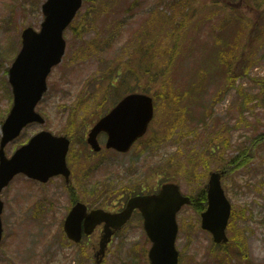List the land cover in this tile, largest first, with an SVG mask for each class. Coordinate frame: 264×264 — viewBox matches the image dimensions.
Here are the masks:
<instances>
[{"label":"rangeland","instance_id":"obj_1","mask_svg":"<svg viewBox=\"0 0 264 264\" xmlns=\"http://www.w3.org/2000/svg\"><path fill=\"white\" fill-rule=\"evenodd\" d=\"M42 1L0 0V123L11 105V93L5 81L6 69L19 50L23 26L39 28ZM107 1L88 0L87 4L83 3L73 21L76 32L71 27L64 31L65 55L50 73L48 93L38 106L45 116V123L29 124L14 141L8 143L7 154L41 128L60 133L72 124L70 134H76L82 140L84 129L113 105V89L107 90L103 82L106 78H102L105 76L104 68L116 60L123 62L130 55L131 43L149 18V11L157 9L163 12L173 3L171 0H115L118 7L107 6L103 11ZM257 1H239L241 5L232 3L241 7V13L249 12L251 30L243 35L245 39L254 23L258 24L254 36L264 31V3L256 6ZM212 2L225 5L224 0H194L192 3L190 10L196 16L198 31H188L185 44L176 57L177 69L170 73L168 79L178 91L190 80L188 74L193 77L192 73L200 65V57L205 55V50L211 49L212 37L218 31L204 21L208 11L203 6ZM88 4L95 7H90V11L100 12L97 18L92 12L84 18ZM250 5L257 11L255 14L250 13ZM226 10L235 13L230 7ZM118 12H122L121 16ZM176 25L171 21L166 29H155L154 34L159 37L156 42L176 36ZM259 36L260 40H250L256 50V62L249 72L251 78L264 80V36ZM87 44H91L90 49ZM105 45L107 47L103 50ZM214 53L203 62L206 69L214 67ZM121 62L120 65L124 63ZM217 77L215 75L213 80L210 77L201 81L194 79L195 97L190 103L186 97L175 107L161 94L155 95L160 85L150 82L149 75H135L124 80L117 88L121 94L127 90H138L155 98L156 111L149 126L150 133L161 132L162 126L164 129L172 126L173 131L186 135L178 138V134L173 132L170 136H163L160 146L154 150L133 148L127 154H113L108 150L94 154L92 160L86 159L84 163L76 159L84 156L85 148L82 150V146L76 143L74 153L70 154L72 166L77 167V172L71 177L72 186L82 200L90 203L89 206L115 209L120 206L116 202L118 197L123 193L125 198L130 187H156L161 179L157 175V163L174 159L170 164L171 174L192 168L194 179L189 170L187 178L183 176L176 181L183 193L195 196L207 178L206 174L202 179L206 168L232 165L230 158L244 148V152H251L249 161L238 165L222 181L233 206L227 230L228 242L223 247L214 244L209 232L200 228L199 213L185 205L177 215L179 232L176 247L180 252L179 264H216L218 256L235 245L232 227L241 231L242 237L238 240L245 243L247 259L252 264H264V138L260 137L264 134V98L261 97L259 103L250 102L247 105L251 109L240 112L242 96L236 94V89L256 96L259 86L247 78H236L234 86L230 87L228 80L215 79ZM91 161L95 162L94 168L85 170ZM1 197L5 203L2 213L5 229L0 245V264H94L92 249L97 246L100 232L76 245L69 242L62 232V222L71 205L62 179L53 177L46 183H40L18 174L2 191ZM144 235L141 219L135 216L109 242L106 255L99 264H148L144 250L149 247V241Z\"/></svg>","mask_w":264,"mask_h":264},{"label":"water","instance_id":"obj_2","mask_svg":"<svg viewBox=\"0 0 264 264\" xmlns=\"http://www.w3.org/2000/svg\"><path fill=\"white\" fill-rule=\"evenodd\" d=\"M80 4L81 0H47L43 7L46 17L40 31L37 32L31 27L23 30L21 50L8 70L14 105L1 126L0 188L20 170L39 178H46L55 172H68L64 168V154L68 142L63 136L55 137L48 132H40L28 145L17 149L9 159L4 158L2 147L17 135L27 121L43 120L39 114L33 112V107L45 89L44 80L49 69L61 60L65 50L62 31L74 17ZM152 114V98L139 93L130 94L102 119L96 130L103 129L109 133V146L127 149L133 139L145 132ZM219 177L218 172L210 176L207 183L208 208L201 215L202 227L210 229L217 241L225 239L224 230L231 207L223 194ZM184 202H188V197L181 196L178 186L173 183L163 184L157 195L140 196L130 201L129 204L134 203L143 210L147 228L153 232L155 244L152 252L156 254L152 264H176L174 238L177 229L174 217ZM1 208L0 201V211ZM83 216H89L86 221L92 226L101 220L108 221L113 218V215L105 214L101 210L86 215L84 206L76 204L65 221L68 233L72 235L78 232L77 226Z\"/></svg>","mask_w":264,"mask_h":264},{"label":"trees","instance_id":"obj_3","mask_svg":"<svg viewBox=\"0 0 264 264\" xmlns=\"http://www.w3.org/2000/svg\"><path fill=\"white\" fill-rule=\"evenodd\" d=\"M173 3L170 5L169 9L165 8V11H160L154 9L149 11V18L146 20L144 25L136 32L130 48V56L127 60V63L123 65V68H119L116 65L113 69L117 74L116 67L119 68V74L124 78L125 75L132 78L135 75H149L150 82H158L159 87L155 95L161 94L168 101L170 100L172 106H179L184 98H188V103L191 102V98L195 97L196 94V85L194 79H206L210 77L213 80V77L217 75L215 79L228 80L230 87L234 86L235 78H247L249 77L252 82H256L259 86V92L261 94L251 95L249 93H243L242 90L236 89V94L241 95L243 100L239 107L240 112L245 111V106L247 103L252 101H257L264 98V80H257L250 77L249 69L255 65V48L251 43V35H247V39L243 38V35L249 28L248 21L249 17L244 16L241 12L234 6H231V10H226L229 6L219 5L217 2H213L209 8L207 18L204 21L206 23H211L212 28H217L218 31L214 33L212 37V46L213 51L209 52L210 49L205 50V55L200 57V65L196 70L189 75V81H187L184 87L178 91L177 87H174V84H170L169 77L170 73L176 71V61L178 53L181 51L182 47L185 44V38H187V33L189 30L198 31L197 25L198 22L195 20L196 16L193 11L190 10L193 0H171ZM257 1V0H255ZM114 3V2H113ZM112 3V4H113ZM259 3L262 4L263 0H259ZM114 6L118 7L119 3L116 2ZM217 11H221L220 14H216ZM121 16L122 12H118ZM216 15V16H215ZM168 21H174L177 23L176 31L177 35L172 36L166 41L156 42L159 37L154 34L155 29L159 28L160 30L166 29V24ZM255 25V24H254ZM250 32V31H249ZM155 36V38H154ZM192 40V36L190 38ZM258 40L259 37H257ZM254 40V39H253ZM91 47V44L89 45ZM215 52V53H214ZM214 53L213 63L214 67L211 69H206L203 65V62ZM248 79V78H247ZM240 122V119H238ZM166 130L170 131L169 134H178L179 131H172V126ZM186 135L184 132L178 134V138ZM191 135V133H190ZM260 137L264 138V134ZM250 158L249 153H242L238 164L247 162ZM171 160H164L161 163L160 169H164V172L169 170ZM172 169V168H171ZM191 171L192 168H185L178 173H172V176L177 174L186 173ZM167 174V172H165ZM194 177V173H192ZM169 177V175L167 176ZM173 178V177H172ZM199 199L202 201L205 200L206 195L204 190H201L199 193Z\"/></svg>","mask_w":264,"mask_h":264}]
</instances>
